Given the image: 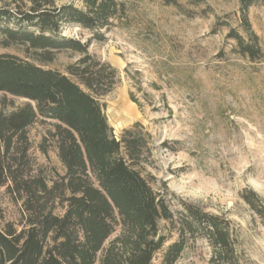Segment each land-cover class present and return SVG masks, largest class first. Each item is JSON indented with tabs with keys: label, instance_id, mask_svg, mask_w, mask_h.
<instances>
[{
	"label": "trees",
	"instance_id": "obj_1",
	"mask_svg": "<svg viewBox=\"0 0 264 264\" xmlns=\"http://www.w3.org/2000/svg\"><path fill=\"white\" fill-rule=\"evenodd\" d=\"M12 1L16 9L0 7V43L21 48L25 56L0 53V192L5 187L21 203L24 220L17 226L0 207V264H153L158 254L160 264H178L199 238L212 248V264H240L238 239L227 217L185 201L173 210L154 186L145 170L151 134L144 125L134 123L119 138L108 121L101 98L114 89L120 72L92 55L89 46L122 21L125 2ZM239 4L243 32L232 27L227 37L239 55L262 60L264 46L248 14L264 0ZM67 26L92 36L82 41L65 35ZM63 51L81 56L65 71L46 67ZM8 96L29 101L8 112ZM40 117L54 121L49 133L66 170L51 185L35 173L29 153V127ZM241 197L264 217V200L256 191L245 189ZM58 204L62 214L55 212ZM162 220L176 233L174 240L162 231Z\"/></svg>",
	"mask_w": 264,
	"mask_h": 264
},
{
	"label": "rangeland",
	"instance_id": "obj_2",
	"mask_svg": "<svg viewBox=\"0 0 264 264\" xmlns=\"http://www.w3.org/2000/svg\"><path fill=\"white\" fill-rule=\"evenodd\" d=\"M122 1L127 7L122 21L89 46L92 55L120 72L114 89L101 98L115 135L120 138L125 128L142 123L151 134L145 170L172 209L185 201L227 217L238 239L240 264H264V217L241 197L253 189L264 200V58L252 62L239 55L227 37L232 27L243 32L239 0ZM12 2L0 0V7L16 9ZM54 2L79 5L77 0ZM248 15L264 46V6H251ZM64 34L82 41L92 36L77 26H67ZM0 53L25 56L21 48L1 43ZM80 56L63 51L46 67L65 71ZM8 98V112L29 101ZM53 129L54 121L40 117L28 131L35 173L49 185L66 171L49 133ZM0 207L7 220L21 226V203L5 187ZM55 212L62 214L64 207L58 204ZM160 226L172 240L177 237L168 221ZM211 253L199 238L178 264H212ZM160 261L158 254L153 264Z\"/></svg>",
	"mask_w": 264,
	"mask_h": 264
}]
</instances>
